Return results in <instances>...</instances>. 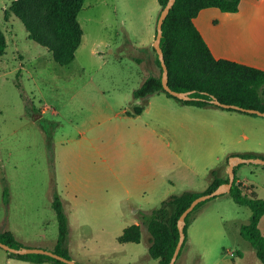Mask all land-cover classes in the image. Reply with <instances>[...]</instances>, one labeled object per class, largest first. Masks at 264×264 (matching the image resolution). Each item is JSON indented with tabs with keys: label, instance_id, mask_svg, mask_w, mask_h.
I'll use <instances>...</instances> for the list:
<instances>
[{
	"label": "rangeland",
	"instance_id": "rangeland-1",
	"mask_svg": "<svg viewBox=\"0 0 264 264\" xmlns=\"http://www.w3.org/2000/svg\"><path fill=\"white\" fill-rule=\"evenodd\" d=\"M14 1L0 0L7 38L0 58V224L28 244L52 248L58 193L72 259L156 264L146 226L140 242L121 243L124 229L170 195L202 188L230 140L253 130L264 140V116L183 104L165 92L134 98L147 78L163 74L154 48L159 0H85L83 39L66 65L29 37L11 10ZM236 178L264 199V164L242 163ZM251 215L229 193L205 201L178 264H264L241 234ZM259 226L264 233V215Z\"/></svg>",
	"mask_w": 264,
	"mask_h": 264
},
{
	"label": "trees",
	"instance_id": "trees-1",
	"mask_svg": "<svg viewBox=\"0 0 264 264\" xmlns=\"http://www.w3.org/2000/svg\"><path fill=\"white\" fill-rule=\"evenodd\" d=\"M241 1L176 0L164 21L161 42L169 68V84L178 91L196 90L192 96L199 98L181 99L175 97L164 88L162 75L147 78L139 88L134 90V97L146 98L159 92H165L185 104L224 108L210 101L211 95H215L225 103L264 110V70L230 59L215 57L195 24V18L202 9L218 7L224 12L233 13L239 10ZM159 2L162 10L168 0H159ZM84 3L85 0H15L11 10L22 20L29 37L47 47L56 62L66 65L75 59L76 51L83 39L84 30L79 20V13ZM218 22L219 19H213V23ZM6 49L7 38L0 27V58L5 54ZM157 61L163 69L158 53ZM143 110V105L138 106L135 113L140 114ZM240 155L264 158V155L258 153H241ZM228 161L229 157L226 164ZM221 169L222 167H217L211 170L212 181L206 190L172 194L164 199L160 206L153 208L150 212H143L140 216L142 222L126 227L119 236V241L122 243L140 242L143 237L142 226L145 225L153 237L149 248L150 256L158 259V264H169L180 238L178 220L181 214L196 197L211 192L220 184L229 181V174L222 176ZM235 170L237 174V167ZM246 187L237 182L236 178L228 193L239 204L247 205L252 209L249 222L241 226V234L252 243L258 257L264 263V233L259 226L264 215V199L253 195V192H249ZM205 201L199 203L187 216L186 234L192 216ZM5 202L7 205L9 204L7 189H5ZM53 207L59 222V240L54 251L71 258L69 250L65 246L66 236L69 233V216L64 200L58 193L54 195ZM0 239L15 247L26 245L9 229L0 228ZM187 239L188 234L179 257ZM8 253L11 257L33 262L50 261L53 264H68L48 254ZM175 264H178V260Z\"/></svg>",
	"mask_w": 264,
	"mask_h": 264
},
{
	"label": "crops",
	"instance_id": "crops-1",
	"mask_svg": "<svg viewBox=\"0 0 264 264\" xmlns=\"http://www.w3.org/2000/svg\"><path fill=\"white\" fill-rule=\"evenodd\" d=\"M158 16L156 19V33H157V22L159 18ZM215 18L219 19L218 23H213V19ZM195 24L197 25L198 29L202 33L206 42L210 46L215 57L230 59L233 61L244 63L264 70V0H242L239 10L233 13L224 12L218 7H208L202 9L198 14V16L195 18ZM156 33H155V37H156ZM152 96L153 95L148 96L145 99L149 101ZM208 107H214L215 109H220L221 111H228V113H237L231 115H243V117L245 116L250 118L261 116L258 114H250L238 110H227V109L224 110V108L218 106H208ZM244 136H245V140H230L231 147H229L230 149H227L228 151L225 155L226 158L222 161V164L218 166V167H222L220 171V174L222 176H227L229 174L228 164H226V160L231 155L241 154V153H258L264 155V140L260 138V134H258L257 131L253 130L250 134H245ZM236 167L238 169V167H240V164L237 165ZM211 181H212V177L203 185L202 188L200 189L192 188L186 191H204L208 188ZM238 182L244 186H247L246 188L249 192H253V193L255 192L251 187H249V185L246 182L242 180H238ZM9 204H10V197H9ZM137 223H141V221L140 220L136 221V223L133 224H137ZM0 226L5 227L3 229H9L6 225L0 224ZM143 228L145 229L144 225L142 226V233H143ZM146 230H147L146 238L147 241L149 242V248H150L153 241V237L150 236L151 234L149 233L147 227ZM15 235L19 240L24 242L27 246L47 248L44 246L43 242L42 243L38 242L37 244L31 245L28 244L26 241L22 240L16 233ZM58 240L55 243V245H53L52 248H47V249L55 250L58 244ZM187 243H188V239H187ZM65 246L68 248L66 244ZM186 247L188 248V244ZM0 249L3 248L0 247ZM148 255L150 256L149 253ZM47 263L53 264L50 261L33 262L30 260H23V259L11 257L5 249H3V251L0 250V264H47ZM126 264H136V263L127 262ZM156 264H158V262Z\"/></svg>",
	"mask_w": 264,
	"mask_h": 264
},
{
	"label": "water",
	"instance_id": "water-1",
	"mask_svg": "<svg viewBox=\"0 0 264 264\" xmlns=\"http://www.w3.org/2000/svg\"><path fill=\"white\" fill-rule=\"evenodd\" d=\"M175 2H176V0H168L166 6L161 10V13L159 15L158 22H157V33H156V37L154 40V48L156 49V51L159 55V58L161 60V64L163 66L162 83L164 85V88L168 92H170L172 95H174L175 97H178L181 99L199 98V97L192 96V94L194 92H196V90L178 91V90L173 89L169 84V68H168V65L166 63L165 53H164L163 47L161 45V42H162V38H163L164 21L167 18L168 14H169L171 8L173 7V5L175 4ZM210 101L212 103L219 105V106H222L224 108H234V109L242 110L244 112L255 113V114H259V115L264 116V110H261L258 108L243 107V106L233 104V103H225V102L220 101L215 95H211ZM249 162L264 164V158L261 156L245 157V156H242L240 154L231 155L229 157V161H228L229 181L220 184L216 189H214L211 192L199 195L183 211V213L181 214V216L178 220L180 238H179L176 250L174 252V255H173L169 264H175L178 260L180 251H181L182 246H183V244L186 240V237H187L185 227L187 224V216L190 214V212H192L194 210V208L199 203H201L202 201H205V200H208L210 198L216 197L218 195L230 192L232 187H233V184L235 182V179H236V170H235L236 166L241 164V163H249ZM0 247L5 249L6 251L12 252V253H18V254L42 253V254H48L50 256L58 258L64 262H67L68 264H83V263H80V262H78L72 258H68L64 255H61L54 250L43 248V247L27 246V245H24L21 247H15V246H12L8 243L3 242L1 239H0Z\"/></svg>",
	"mask_w": 264,
	"mask_h": 264
},
{
	"label": "built area",
	"instance_id": "built-area-1",
	"mask_svg": "<svg viewBox=\"0 0 264 264\" xmlns=\"http://www.w3.org/2000/svg\"><path fill=\"white\" fill-rule=\"evenodd\" d=\"M233 253V252H232Z\"/></svg>",
	"mask_w": 264,
	"mask_h": 264
}]
</instances>
